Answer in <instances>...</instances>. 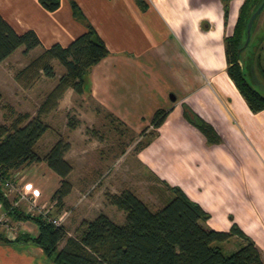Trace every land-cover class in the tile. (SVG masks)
Wrapping results in <instances>:
<instances>
[{"label":"crops","instance_id":"obj_1","mask_svg":"<svg viewBox=\"0 0 264 264\" xmlns=\"http://www.w3.org/2000/svg\"><path fill=\"white\" fill-rule=\"evenodd\" d=\"M74 1L109 50L89 74L86 93L98 106L96 110L111 113L121 121V127L135 133L151 128L150 120L157 109L169 111L157 128V136L137 149L131 161L142 174L144 171L181 187L210 213L207 222L211 228L228 230L231 223L236 222L253 239L264 259V198L252 193L251 197L249 191L242 190L238 177L228 174L229 156L220 151V146H209L204 135L183 114V105H187L220 135L229 131L238 135L252 132L261 140L256 143L264 151V109L257 113L250 111L226 70L223 37L232 33L244 0L229 1L226 24L221 0H144L145 9H141L137 0ZM0 15L19 33L33 30L41 44L29 51H39V54L54 43L66 46L86 30L73 18L70 0H60L54 11L43 8L38 0H0ZM12 80L17 83L15 76ZM69 89L55 109L64 97H69V101L73 98L74 92ZM6 90L0 89L3 98ZM69 108L68 105L66 109ZM46 131L35 144V150ZM81 131L78 126L67 133L57 134L54 130L53 136L43 144V153L59 136L70 144L64 157L72 165L67 175L72 187L59 206L69 212L64 224L69 234L80 233L81 222L94 218L99 212L122 223L124 213L118 210L121 221H115L114 206L107 202L105 194L129 189L132 183L127 168L121 179L115 178L103 185L101 179L112 175L100 171L102 162L108 161L114 153H110L109 148L103 156L104 143ZM128 153L125 149L121 156L126 158ZM92 154L94 159L90 157ZM77 162L81 164L79 168L75 165ZM26 168L46 171L50 168L43 161L34 162L12 176L20 191L39 204L48 203L60 177L26 174ZM108 174H113L112 170ZM46 182L50 183L49 188L45 187ZM2 189L8 203L17 198L15 192L7 193ZM24 205L22 202L17 208L23 211ZM51 211L54 216L58 215L57 211ZM0 215H4L9 225L6 228L0 224V264H54L39 246L16 239L19 234H37L33 221L12 218L1 201Z\"/></svg>","mask_w":264,"mask_h":264},{"label":"trees","instance_id":"obj_2","mask_svg":"<svg viewBox=\"0 0 264 264\" xmlns=\"http://www.w3.org/2000/svg\"><path fill=\"white\" fill-rule=\"evenodd\" d=\"M222 1L226 24L230 0ZM262 1L244 0L233 33L223 37L227 73L253 113L264 109V95L247 81L245 66L239 60L247 47L244 46L246 22ZM38 2L48 11L56 10L60 4V0ZM137 3L141 9L146 8L144 0H137ZM70 8L73 18L81 22L86 30L66 46L54 43L45 48L15 75L18 81L23 78L24 84L29 85L39 71L47 77L54 76L52 59H57L64 66L65 72L46 94L35 114H14L12 106L2 102L0 92V107L8 108L12 113L8 122L0 123V201L12 218L31 220L38 229L35 236L17 235V241H29L39 246L54 264H264L259 248L236 222H232L228 230L208 227L206 221L210 213L192 200L181 187L165 181L162 183L168 193L166 202L156 210H151L131 189H123L119 193L107 192V202L124 213V221L114 222L108 215L99 212L94 218L81 222L82 229L77 235H68L64 225L56 226L42 214L25 213L8 203L2 189L3 182L13 180L15 171L34 162H45L60 177L59 185L50 197L54 206L59 208L63 198L71 191L72 185L67 175L72 170V165L64 157L69 150V142L59 136L43 154L35 150V144L50 128L44 116L57 107L59 99L68 88L79 94L89 91L91 68L107 56L109 50L76 1L70 0ZM253 27L254 23L251 34ZM40 44L33 30L19 33L0 15V61L19 47H23L22 51L26 53ZM241 48L238 58L237 51ZM250 51V55L246 57L248 71H251L252 61L258 59V55L255 56L254 51ZM257 66L264 77V70L259 62ZM168 112L166 109H157L153 113L149 132L146 133V127L140 133L151 138L140 146L148 145L152 137L157 136V128L164 122ZM183 114L205 136L207 142L215 143L219 140L220 135L213 126L187 105H183ZM106 115L121 123L111 113ZM67 123L70 128L75 127L70 119ZM50 211L48 214L54 216ZM232 240L236 241V247L225 253L222 245Z\"/></svg>","mask_w":264,"mask_h":264},{"label":"rangeland","instance_id":"obj_3","mask_svg":"<svg viewBox=\"0 0 264 264\" xmlns=\"http://www.w3.org/2000/svg\"><path fill=\"white\" fill-rule=\"evenodd\" d=\"M221 2L223 4L222 0ZM234 26L235 22L232 29H234ZM258 36L260 37L258 38ZM22 50L23 47H20L10 58L0 63V89L5 90L7 88L2 102L12 106V112H14V114L27 111L29 114L34 115L46 94L65 72V68L57 59H52L51 66L55 72L53 77H47L43 72L39 71L37 75L32 78L33 81L29 85L24 84L25 81L23 78H21L20 81L16 79L17 83H15L12 78L14 79L16 73L39 54V51H28L23 53ZM250 50L254 51L255 56L258 55V59L251 60V71H248L246 57L250 55ZM240 62L241 65L245 66L247 81L264 95V77L257 66V62H259L260 67L264 70V7L256 17L253 32L247 47L241 53ZM73 92L74 95H72L73 98L70 101L69 97H64L61 100L59 108L53 110L54 113L51 111L47 116H44L45 121L50 125V131H46L47 133L42 137L38 145H36V150L41 154L45 151V146L43 144L46 143L47 138L53 136L54 130L55 132L57 131L58 134L59 132L67 133L73 129L70 128L67 123V120L70 119L75 126L79 127L80 131L82 130L81 133L85 131L87 135L94 136L95 138L97 137L98 142L105 144L101 147L103 156L105 153L109 152V148H111L110 153H114L109 157L108 161L102 162V170L100 171L107 172V175H112L108 177V179H101L103 185L109 180L113 181L115 178L116 180L121 179L123 172L127 171L126 169L129 168L131 174L127 176L132 178V183H130L131 185L128 188L133 190L151 210H156L162 203L164 204L168 194L162 183V181L165 180H161L153 174L148 175L144 171L142 174L133 161H131V156L134 155L137 149L142 148L140 145L151 138V136L147 137V135H145L141 137L139 135L142 131L140 133H135L121 127L119 123L107 116L103 110L98 109L97 111L96 108H98V106L90 99L87 93L79 94L75 91ZM68 105L70 108L66 109ZM10 112L8 108L0 107V123L10 120L12 116ZM155 137L156 136L152 138L154 139ZM256 141L261 142L259 138L253 136L252 132L245 131V133L238 135L233 131H229L228 133L220 135L219 140L215 143L207 142V144L209 146H220V151L229 156V163L227 166L228 174H234L238 177V185L242 187V190L249 191L251 197L252 194L255 196L259 194L264 198V151ZM127 145H130V147L126 148ZM125 149H128L129 153L124 159L121 155ZM90 157L93 159L95 158L93 154ZM75 165L79 168L81 164L77 162ZM94 165H96V163ZM48 170L49 171H46V169L43 168H26L24 173L56 174L52 170ZM111 170L113 174H108ZM260 172L263 174H259ZM45 187L49 188L50 183L46 182ZM50 203L53 204L51 200L46 204L49 205ZM105 207L108 208V203L105 204ZM113 208L114 220L121 221L118 209L115 206ZM50 210H53V212L57 211L58 214L63 211L61 208L56 209L54 205ZM121 213L123 212L121 211ZM206 225L210 227L207 221ZM68 235L77 234L70 232ZM222 246L223 251L229 253L231 249L236 247V241L232 240L226 242Z\"/></svg>","mask_w":264,"mask_h":264},{"label":"built area","instance_id":"obj_4","mask_svg":"<svg viewBox=\"0 0 264 264\" xmlns=\"http://www.w3.org/2000/svg\"><path fill=\"white\" fill-rule=\"evenodd\" d=\"M3 188L7 191V193L9 192H15L17 195L16 199H13L10 202V205H12L13 207H19V204H21L22 202L25 204L23 207V211L25 213H30V214H42L43 216H46L48 218L49 221H51L54 225L58 226V225H64L66 222V219L69 215V212L67 210H63L60 214L56 215V216H50L48 214V211L52 208L53 204H39L37 202H35V200H33L31 198V196H29L28 194H26L23 190L20 191L19 187L17 186V184L13 181V180H7L3 182ZM3 223L5 225L6 228H9V225L7 224V222L5 221V217L4 215H0V224Z\"/></svg>","mask_w":264,"mask_h":264},{"label":"water","instance_id":"obj_5","mask_svg":"<svg viewBox=\"0 0 264 264\" xmlns=\"http://www.w3.org/2000/svg\"><path fill=\"white\" fill-rule=\"evenodd\" d=\"M264 7V0L261 2V4L256 8V10H254L251 15L249 16L247 22H246V38H245V43L244 46H246L249 42L250 36H251V29L254 23V20L256 18V16L261 12V10ZM242 48L239 49L237 51V57L239 58L240 56V52H241Z\"/></svg>","mask_w":264,"mask_h":264}]
</instances>
